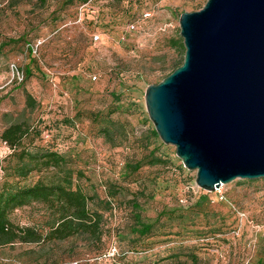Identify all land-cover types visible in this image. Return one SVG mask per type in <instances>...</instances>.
Instances as JSON below:
<instances>
[{
    "label": "rangeland",
    "instance_id": "rangeland-1",
    "mask_svg": "<svg viewBox=\"0 0 264 264\" xmlns=\"http://www.w3.org/2000/svg\"><path fill=\"white\" fill-rule=\"evenodd\" d=\"M80 2L0 0V132L24 123L25 147L65 158L101 215L98 234L0 245V264H264V177L199 188L174 147L152 135L144 107L145 87L182 60L179 14L205 0H91L94 26L74 21ZM151 156L161 161L148 164ZM15 162L0 140V183L17 180ZM55 175L34 171L20 183ZM50 217L33 202L9 220L44 230ZM139 223L149 231L135 232Z\"/></svg>",
    "mask_w": 264,
    "mask_h": 264
},
{
    "label": "water",
    "instance_id": "water-1",
    "mask_svg": "<svg viewBox=\"0 0 264 264\" xmlns=\"http://www.w3.org/2000/svg\"><path fill=\"white\" fill-rule=\"evenodd\" d=\"M181 64L144 89L153 130L205 191L264 177V0L178 16Z\"/></svg>",
    "mask_w": 264,
    "mask_h": 264
},
{
    "label": "trees",
    "instance_id": "trees-1",
    "mask_svg": "<svg viewBox=\"0 0 264 264\" xmlns=\"http://www.w3.org/2000/svg\"><path fill=\"white\" fill-rule=\"evenodd\" d=\"M84 2L86 0H81L78 6ZM96 17V12L84 8L81 22H85L86 26H94ZM181 61L176 66L181 64ZM29 75L30 72L25 70L23 79ZM24 102L28 107L33 106V100L28 94H25ZM31 129L24 123L15 122L7 125L0 132V140L12 150L16 158L12 176L17 178L13 182L3 180L0 183V245L15 241L64 240L82 233L98 234L101 215L88 207L91 198L73 183V172L66 166L65 158L55 150L33 146L32 142L29 143L31 147L24 146L23 141L30 137ZM151 133L156 136L154 130H151ZM160 161V158L151 156L147 163L158 164ZM139 166L140 164L136 163L131 168L136 170ZM47 169H53L56 173L55 177L47 181L37 179L30 184L20 183L29 173ZM33 202L44 204L51 212L50 220L44 225V230H38L33 226H17L9 220L13 210ZM149 229L150 225L139 223V227L134 231L143 235Z\"/></svg>",
    "mask_w": 264,
    "mask_h": 264
},
{
    "label": "built area",
    "instance_id": "built-area-1",
    "mask_svg": "<svg viewBox=\"0 0 264 264\" xmlns=\"http://www.w3.org/2000/svg\"><path fill=\"white\" fill-rule=\"evenodd\" d=\"M91 2V0H86V2H84V3H82V4H80L78 7H77V11H76V18H75V22L76 23H81V19H82V10L84 9V8H87V6L89 5V3ZM150 17V12L149 11H143L141 14H140V18L142 19V20H146V19H148ZM134 24H130V29H134ZM161 30L163 29V28H160ZM92 40L93 41H96L97 39H98V35L97 34H93L92 35ZM38 44H40V41H37L34 45H33V47L31 48V52L32 53H34V51H35V48H36V46L38 45ZM92 79L94 80L95 79V77L94 76H92ZM216 190V189H215Z\"/></svg>",
    "mask_w": 264,
    "mask_h": 264
}]
</instances>
